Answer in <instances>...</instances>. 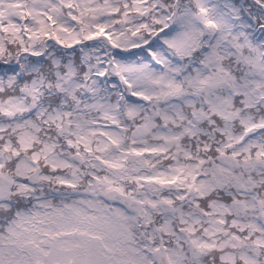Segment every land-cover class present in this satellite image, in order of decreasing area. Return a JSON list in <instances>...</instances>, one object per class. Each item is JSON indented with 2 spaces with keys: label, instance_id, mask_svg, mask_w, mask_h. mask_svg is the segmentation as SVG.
I'll use <instances>...</instances> for the list:
<instances>
[{
  "label": "snow or ice",
  "instance_id": "snow-or-ice-1",
  "mask_svg": "<svg viewBox=\"0 0 264 264\" xmlns=\"http://www.w3.org/2000/svg\"><path fill=\"white\" fill-rule=\"evenodd\" d=\"M0 264H264V0H0Z\"/></svg>",
  "mask_w": 264,
  "mask_h": 264
}]
</instances>
